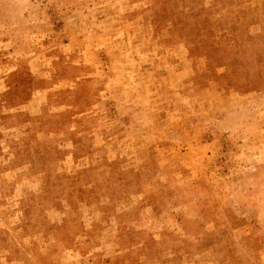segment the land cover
<instances>
[{
  "label": "rangeland",
  "instance_id": "rangeland-1",
  "mask_svg": "<svg viewBox=\"0 0 264 264\" xmlns=\"http://www.w3.org/2000/svg\"><path fill=\"white\" fill-rule=\"evenodd\" d=\"M0 264H264V0H0Z\"/></svg>",
  "mask_w": 264,
  "mask_h": 264
}]
</instances>
